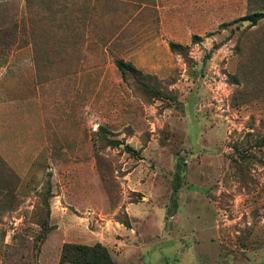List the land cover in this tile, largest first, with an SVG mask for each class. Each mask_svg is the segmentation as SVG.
I'll return each instance as SVG.
<instances>
[{"label": "rangeland", "instance_id": "1", "mask_svg": "<svg viewBox=\"0 0 264 264\" xmlns=\"http://www.w3.org/2000/svg\"><path fill=\"white\" fill-rule=\"evenodd\" d=\"M263 8L0 0V264H264Z\"/></svg>", "mask_w": 264, "mask_h": 264}, {"label": "trees", "instance_id": "2", "mask_svg": "<svg viewBox=\"0 0 264 264\" xmlns=\"http://www.w3.org/2000/svg\"><path fill=\"white\" fill-rule=\"evenodd\" d=\"M245 19H249L251 25L257 24L259 21L264 19V8L259 11L253 12ZM196 37L198 36L194 35L193 39ZM169 46L171 50H175L176 47H182L181 44L172 41L169 43ZM115 65L120 71L123 80L127 79L128 73H132L133 75H135V77H137L138 74H141L140 70H138V68H136L135 65L130 61H126L124 59H116ZM72 253L75 254L71 256ZM88 257L92 258V262L94 261L93 263L106 264L110 262L109 254L106 248L101 243H96L93 246L66 243L63 247L62 259L60 263H64L65 261H75L80 263L82 262L81 258L86 259Z\"/></svg>", "mask_w": 264, "mask_h": 264}, {"label": "crops", "instance_id": "3", "mask_svg": "<svg viewBox=\"0 0 264 264\" xmlns=\"http://www.w3.org/2000/svg\"><path fill=\"white\" fill-rule=\"evenodd\" d=\"M153 43H150V73H158L156 70L154 71V68H153V63L154 62V54L152 53L153 52Z\"/></svg>", "mask_w": 264, "mask_h": 264}]
</instances>
